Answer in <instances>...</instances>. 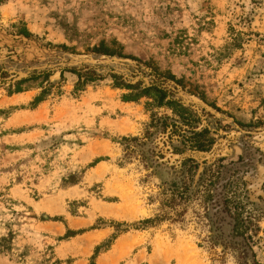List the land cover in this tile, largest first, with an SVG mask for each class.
I'll return each instance as SVG.
<instances>
[{
  "label": "rangeland",
  "instance_id": "obj_1",
  "mask_svg": "<svg viewBox=\"0 0 264 264\" xmlns=\"http://www.w3.org/2000/svg\"><path fill=\"white\" fill-rule=\"evenodd\" d=\"M0 68V264H264V0H0Z\"/></svg>",
  "mask_w": 264,
  "mask_h": 264
},
{
  "label": "trees",
  "instance_id": "obj_2",
  "mask_svg": "<svg viewBox=\"0 0 264 264\" xmlns=\"http://www.w3.org/2000/svg\"><path fill=\"white\" fill-rule=\"evenodd\" d=\"M95 52H100L104 55H108V56H113L115 55L114 51H109L107 49L104 48H100L96 49ZM120 55V54H118ZM121 56V55H120ZM68 72H72L75 75H77L80 79V75H78L77 71L73 68L70 70H66ZM6 75L7 72H5L4 70H2L0 68V84H4L5 83V79H6ZM44 78L48 77L49 75L47 74H43L42 75ZM40 76H32L29 78H24L21 80H18L16 82L10 83L7 86L6 89V93L7 95H12V94H18L21 93L23 91H25V89L23 88V85L26 84L29 81L32 80H36L38 79ZM114 81H117V79L119 78L118 76H111ZM169 78L171 80H174V76L170 75ZM100 79V76H95V74H91V76H88V78L85 80L86 82H93ZM117 87H122L126 90H129L131 93L128 94L127 96H123V99L126 101H135L139 98H143L146 97L148 99H152L157 106H167L170 107L174 112L178 113L177 115H179L180 117H183V114L188 112V110L183 107L178 101L176 100H172L169 97L168 92L166 91L165 88H163L161 85L157 84V82H152L151 84L148 85H143L142 88H140L139 84H124V83H119V82H115ZM76 90H78V88H76ZM42 100L41 97H36L34 99V102L32 103V107H35L36 105H38V103H40ZM208 131L207 130H203L201 132L195 133L192 136V147L195 148L196 150L199 151H204L206 150L212 143L213 140L210 139L208 136ZM227 203V201H226ZM236 206V208H235ZM233 208H235L236 211H231L228 204L225 205V210L227 211V213L234 219V226H233V236L234 237H242V238H247L252 240L254 236H256V232H258L257 226H249V224H251V221L249 219H243L242 218V212L241 211H237V205L234 204ZM98 253L97 249L95 250L94 256ZM94 256L92 258H94ZM257 262L255 261L254 264H256Z\"/></svg>",
  "mask_w": 264,
  "mask_h": 264
},
{
  "label": "water",
  "instance_id": "obj_3",
  "mask_svg": "<svg viewBox=\"0 0 264 264\" xmlns=\"http://www.w3.org/2000/svg\"><path fill=\"white\" fill-rule=\"evenodd\" d=\"M262 134H264V131L262 132Z\"/></svg>",
  "mask_w": 264,
  "mask_h": 264
}]
</instances>
